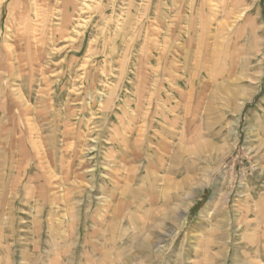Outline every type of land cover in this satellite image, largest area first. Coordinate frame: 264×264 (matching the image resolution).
<instances>
[{
	"label": "rangeland",
	"instance_id": "374dc122",
	"mask_svg": "<svg viewBox=\"0 0 264 264\" xmlns=\"http://www.w3.org/2000/svg\"><path fill=\"white\" fill-rule=\"evenodd\" d=\"M263 122L264 0H0V264H264Z\"/></svg>",
	"mask_w": 264,
	"mask_h": 264
},
{
	"label": "bare ground",
	"instance_id": "6f19581e",
	"mask_svg": "<svg viewBox=\"0 0 264 264\" xmlns=\"http://www.w3.org/2000/svg\"><path fill=\"white\" fill-rule=\"evenodd\" d=\"M216 1V0H215ZM217 2H219V1H217ZM224 2H226V1H224ZM231 3V2H230ZM3 4V3H2ZM219 4V3H218ZM237 4V3H236ZM237 6L238 5H233V9L232 10H230L229 12H227V13H225V10L227 9L226 8V3L224 4L223 2H222V4H220V6H219V8H221L223 11V15H222V22H213V25H214V23H215V25H216V27H215V29L213 30V31H211L210 32V35H209V40L211 41V43L209 44V43H207L206 41H205V39H207V37H206V35H205V37H204V39H202V36L200 37V44H201V48L197 51V54H205V50L208 48V50L209 51H211V53L209 54V55H213L214 57L217 55V54H219L220 55V53H219V51H221V49L224 47V45L227 43V42H229L233 37L235 38L236 36L237 37H239L238 35H240V36H246V32H244L243 31V33H242V26L238 29V31L236 30V32H235V29L236 28H238L237 27V24L239 23V22H241V23H243V22H248L249 21V19H250V14L249 13H246L247 12V9H248V7L246 8V9H244V10H241V11H238V10H236V9H238L237 8ZM248 6V5H247ZM229 7V6H228ZM231 7V6H230ZM91 10V9H90ZM214 10V9H213ZM214 12V11H213ZM217 12H219V11H217ZM222 12H219V13H222ZM212 14H214V13H212ZM215 14H216V12H215ZM220 16V15H219ZM212 18V17H211ZM215 18V17H214ZM205 28V27H204ZM247 29V26L245 27V30ZM202 30H203V28H202ZM212 30V29H211ZM205 31V30H204ZM241 32V34L240 33H238V32ZM247 31V30H246ZM260 30H255V32H259ZM200 33V32H199ZM202 33V32H201ZM245 33V34H244ZM250 35V34H249ZM195 39H196V37H195ZM239 39H240V37H239ZM245 39V38H244ZM232 41H233V39H232ZM203 43H207V45H205L204 47V49H203V47H202V45H203ZM199 44V45H200ZM230 46V45H229ZM242 46V45H241ZM236 47H237V45H236ZM199 48V47H198ZM224 50V49H223ZM236 50V49H235ZM195 52V51H194ZM193 52V53H194ZM222 52V51H221ZM192 55V54H191ZM223 56V55H222ZM199 57V56H198ZM197 57V58H198ZM192 58V57H191ZM202 58V57H201ZM217 58V57H216ZM194 60V59H193ZM195 60H196V58H195ZM190 61V60H189ZM219 63V62H218ZM191 65V64H190ZM196 65V64H195ZM191 67H192V65H191ZM188 68H190L189 67V65H188ZM188 70V69H187ZM194 70V69H193ZM206 70H208V69H206ZM188 72V71H187ZM192 73V72H191ZM196 73H197V70H196ZM191 75V74H190ZM203 75V74H202ZM188 76V75H187ZM197 76V75H196ZM191 77V76H190ZM204 77V76H203ZM190 83V82H189ZM193 83V82H192ZM194 84V83H193ZM192 84V85H193ZM200 84H201V82H200ZM196 85V84H195ZM198 86V85H197ZM200 86V85H199ZM198 86V87H199ZM194 87V86H193ZM190 89V88H189ZM188 89V90H189ZM185 91V90H184ZM183 91V92H184ZM194 92H195V88H191L190 90H189V97L188 98H190V100L193 98V95H194ZM194 100V99H193ZM244 101H247V99H245ZM189 102V101H188ZM191 103V102H190ZM151 105V104H150ZM152 106V105H151ZM179 122H181L180 120H178ZM186 121H185V126H186ZM261 123V122H260ZM264 123V122H263ZM263 125V124H262ZM260 126H261V124H260ZM262 129H264V128H262ZM260 131V130H259ZM262 131V130H261ZM259 133V132H258ZM257 133V134H258ZM263 134V133H262ZM259 135V134H258ZM260 136V135H259ZM264 140V139H263ZM181 141H182V139H181ZM260 143H262V142H260ZM264 144V143H263ZM261 147V146H260ZM263 150H264V148H263ZM261 151V150H260ZM262 156H263V154H262ZM264 158V157H263ZM259 159V158H258ZM262 159V158H261ZM256 160V159H255ZM264 169V168H263ZM262 169V170H263ZM264 171V170H263ZM176 215V214H175ZM221 226V225H220ZM219 226V227H220ZM241 226V225H240ZM239 226V227H240ZM246 227V226H245ZM246 228H249V225H248V227H246ZM245 229V228H244ZM250 229V228H249ZM252 229V228H251ZM256 232V231H255ZM172 234V233H171ZM170 234V235H171ZM255 235H256V238H255V240L253 241H250L249 242V245L250 244H253V245H258L259 243H261V241H262V239H263V237H261L260 238V236L259 235H257L256 233H255ZM249 237V236H248ZM249 239V238H248ZM250 239H251V237H250ZM243 240V239H242ZM249 241V240H248ZM263 242V241H262ZM144 243V242H143ZM160 245V244H159ZM253 247V246H252ZM261 247V246H260ZM162 248V247H161ZM262 249V248H261ZM159 250V249H158ZM257 251H258V254H259V251H260V248L258 247V249H257ZM230 254V251H228L227 252V255H226V257H225V260H227V258H228V255Z\"/></svg>",
	"mask_w": 264,
	"mask_h": 264
},
{
	"label": "trees",
	"instance_id": "16d2710c",
	"mask_svg": "<svg viewBox=\"0 0 264 264\" xmlns=\"http://www.w3.org/2000/svg\"><path fill=\"white\" fill-rule=\"evenodd\" d=\"M247 108V106L245 107V109Z\"/></svg>",
	"mask_w": 264,
	"mask_h": 264
}]
</instances>
